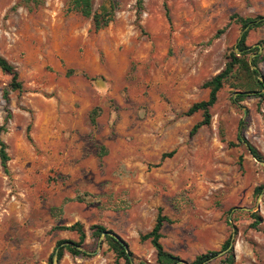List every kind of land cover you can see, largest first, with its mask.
Returning <instances> with one entry per match:
<instances>
[{
  "label": "rangeland",
  "instance_id": "obj_1",
  "mask_svg": "<svg viewBox=\"0 0 264 264\" xmlns=\"http://www.w3.org/2000/svg\"><path fill=\"white\" fill-rule=\"evenodd\" d=\"M136 2L92 0L93 13L111 14L96 32L72 0H0V57L22 83L9 91L0 71L9 157L7 173L0 163V264H46L57 241H78L55 228L76 222L89 256L65 253L57 264H123L98 248L92 226L118 235L135 264H155L139 237L158 210L169 220L160 243L181 262L220 252L206 264H226L221 247L232 237L233 264H264V162L237 140L264 158V88L239 101L238 75L229 79L193 137L201 113L185 115L239 52L247 29L236 19L264 17V0H143L139 14ZM244 45L249 61L261 59L264 26ZM257 68L264 79V58Z\"/></svg>",
  "mask_w": 264,
  "mask_h": 264
},
{
  "label": "trees",
  "instance_id": "obj_2",
  "mask_svg": "<svg viewBox=\"0 0 264 264\" xmlns=\"http://www.w3.org/2000/svg\"><path fill=\"white\" fill-rule=\"evenodd\" d=\"M142 1L143 0H137L136 2L137 14H139L142 10ZM72 9L84 18L92 17L94 31L96 32L107 27L108 24L111 22V14L108 13L106 14L107 17H105V15L103 14L99 15L92 12V0H72ZM236 21L241 25V28L243 30L247 29V31L264 26V17H258L254 19L237 18ZM223 31L224 30L218 31L216 35L222 34ZM247 31L241 35L240 40L238 41V44L236 46V49L239 52H232L229 56L228 62L225 64L224 69L202 85L203 89L209 90L207 100L194 103L189 107V109L185 113L186 116H192L193 114H196L198 112L201 113V120L192 126L188 133L189 137H193L199 129L210 125L211 114L209 110L216 102V95L219 90L223 87V85L235 75H238L236 89L239 90V92H237L239 94H237L236 98L239 101L246 98L245 93L252 92L258 94L260 90L264 88L263 83L260 81L261 74L257 70L258 62L259 60L263 59L264 56L261 59L258 57H253L251 61H249V58L246 57L248 51L244 45V42L247 36ZM0 71L10 77V82L8 84L9 91L20 93L22 91V83L19 81V74L16 68L13 67L7 60L2 57H0ZM71 74L72 71L67 72V75ZM4 98L6 102H8L7 93L4 94ZM7 116H9V114H7ZM90 122L91 124H94V119L92 117H90ZM4 131L5 124L0 126V135ZM237 140L239 141V143L246 145L249 153L256 161L260 163L264 162L262 154L251 144H249L242 136L238 135ZM6 149V145L0 139V163L5 173H7V163L9 161ZM172 153L163 155L162 159H164L165 157H170ZM261 191L262 187H259L255 189L254 193L260 194ZM251 215L254 219L253 225L254 227H256V225L260 223V216L257 212L252 213ZM168 222L169 220L161 214V210H158L155 223L152 229L147 234L141 235L139 237V241L150 242L151 246L155 250V264H182L180 258L165 251L160 243V239L162 238L161 229L164 223ZM55 229L75 233L78 236V241H57L53 252L48 256L46 264H55V262L59 263L65 253L72 257L89 256L82 249L83 243L85 241V233L82 224L76 222L68 227L62 226L56 227ZM90 232L92 239H95V241H99V238L102 236V234L106 232L112 233L110 231H107L102 226H92L90 228ZM232 242V237H228L221 247L222 251H225L227 254L224 260L226 264L234 263L233 246H231ZM102 243L106 244L108 246V249L114 254L116 263L119 260H122L123 264H135L132 253L128 250L127 244L121 238L115 239L109 235H106ZM219 253L220 252H207L205 254L199 255L195 257V259L190 264H206L213 258H215ZM139 264L144 263L140 262Z\"/></svg>",
  "mask_w": 264,
  "mask_h": 264
},
{
  "label": "water",
  "instance_id": "obj_3",
  "mask_svg": "<svg viewBox=\"0 0 264 264\" xmlns=\"http://www.w3.org/2000/svg\"><path fill=\"white\" fill-rule=\"evenodd\" d=\"M260 81H261V82L263 83V85H264V79H261ZM237 94H239V93H237ZM245 95H248V93H245ZM237 210H244V209H243V208H237ZM106 235H109V236H111V237H113V238H115V239H119V237H118L116 234L106 232V233L102 234V236L99 238V241H98V248H101L102 241H103V239H104V237H105ZM231 246H233V245L231 244ZM54 259H55V257H54ZM181 263H182V264H187L186 262H181ZM55 264H57V263L55 262Z\"/></svg>",
  "mask_w": 264,
  "mask_h": 264
},
{
  "label": "crops",
  "instance_id": "obj_4",
  "mask_svg": "<svg viewBox=\"0 0 264 264\" xmlns=\"http://www.w3.org/2000/svg\"><path fill=\"white\" fill-rule=\"evenodd\" d=\"M118 236V235H117ZM119 237V236H118ZM120 238V237H119Z\"/></svg>",
  "mask_w": 264,
  "mask_h": 264
}]
</instances>
